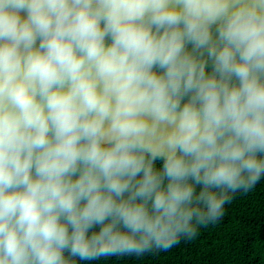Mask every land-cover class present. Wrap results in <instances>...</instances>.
Instances as JSON below:
<instances>
[{"label": "clouds", "instance_id": "clouds-1", "mask_svg": "<svg viewBox=\"0 0 264 264\" xmlns=\"http://www.w3.org/2000/svg\"><path fill=\"white\" fill-rule=\"evenodd\" d=\"M262 179L264 0H0V264L167 252Z\"/></svg>", "mask_w": 264, "mask_h": 264}, {"label": "trees", "instance_id": "trees-1", "mask_svg": "<svg viewBox=\"0 0 264 264\" xmlns=\"http://www.w3.org/2000/svg\"><path fill=\"white\" fill-rule=\"evenodd\" d=\"M78 264H264V179L250 191L237 193L225 206L223 221L200 227L194 240H182L167 252Z\"/></svg>", "mask_w": 264, "mask_h": 264}]
</instances>
